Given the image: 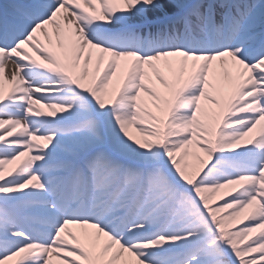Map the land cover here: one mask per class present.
Here are the masks:
<instances>
[{
    "label": "snow or ice",
    "instance_id": "snow-or-ice-1",
    "mask_svg": "<svg viewBox=\"0 0 264 264\" xmlns=\"http://www.w3.org/2000/svg\"><path fill=\"white\" fill-rule=\"evenodd\" d=\"M0 264H264V0L0 2Z\"/></svg>",
    "mask_w": 264,
    "mask_h": 264
},
{
    "label": "bare ground",
    "instance_id": "bare-ground-1",
    "mask_svg": "<svg viewBox=\"0 0 264 264\" xmlns=\"http://www.w3.org/2000/svg\"><path fill=\"white\" fill-rule=\"evenodd\" d=\"M3 1V0H2Z\"/></svg>",
    "mask_w": 264,
    "mask_h": 264
}]
</instances>
